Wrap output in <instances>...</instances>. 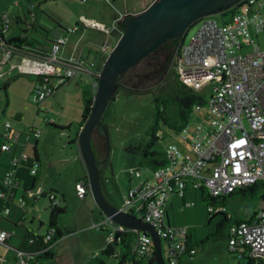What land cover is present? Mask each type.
Here are the masks:
<instances>
[{
    "label": "built area",
    "instance_id": "obj_1",
    "mask_svg": "<svg viewBox=\"0 0 264 264\" xmlns=\"http://www.w3.org/2000/svg\"><path fill=\"white\" fill-rule=\"evenodd\" d=\"M232 7V13L222 21L203 16L192 41L177 47L178 77L197 91L206 83L211 85L206 110L192 125L188 122L182 127L178 132L181 141L171 142L163 149L165 163L152 170V179H142L129 187L120 207L158 229L167 264H179L181 256H193L197 252L189 241V226L167 221L173 197H181L184 207L194 206V200L186 199L188 190H207L209 196L221 198L256 182L264 186V49L255 38L264 30V0H240ZM2 18L7 27L9 15L3 13ZM120 19L115 17L111 29L84 20L83 26L105 33L106 38L97 44L105 55L102 64L82 55L65 58L59 54L61 46L68 41V33L82 29V25L77 24L56 33L50 49L44 52L26 51L25 46H21L24 48L17 52L22 54L20 62L11 63L10 67L39 76L31 94V99L38 104L52 95L65 78L76 75L89 77L95 101L100 71L113 46L110 34L117 32L120 37L123 32L118 22ZM0 47V62H10L15 54L13 46L4 45L0 40ZM247 47L250 49L244 51ZM202 105H195L197 112ZM3 128L0 148L7 151L19 143L21 133L14 129L9 119L3 122ZM25 132L26 142L41 134V130L34 127ZM25 156L24 153H14L10 167L3 174L5 187L0 196L4 199V214L9 213L14 203L21 207L27 204L25 197L16 194L21 183L16 172ZM38 166L35 162L31 173H37ZM127 171L131 177H142L146 169L131 166ZM75 189L79 197H84L90 189L89 180L79 178ZM39 197L41 195H35V199ZM208 211L211 214L227 213L225 206L216 211L212 204L208 205ZM97 226L110 228L113 237L108 242L116 239V234H132L134 256L124 261L117 258V264H150L149 261L156 264L154 241L149 231L126 227L105 214ZM53 232V229L48 230L46 239ZM13 233V230L0 227V244ZM117 239H121V234ZM163 240L167 243L166 249ZM228 245L231 252L245 248L252 264H264V194L250 220L230 224ZM22 264L25 263L22 261Z\"/></svg>",
    "mask_w": 264,
    "mask_h": 264
},
{
    "label": "rangeland",
    "instance_id": "obj_2",
    "mask_svg": "<svg viewBox=\"0 0 264 264\" xmlns=\"http://www.w3.org/2000/svg\"><path fill=\"white\" fill-rule=\"evenodd\" d=\"M9 1L0 0V13L5 9L12 13L21 7ZM34 2L39 12L36 29H33L26 21L16 22L13 17L6 35L21 34L24 28L27 29L29 36L37 31L39 36L45 38L44 44L49 50L53 32L61 29L62 26L67 27V25L77 21L81 22L84 17H88L89 19H86L94 23V26L98 24L102 28L111 29L115 17L120 16L124 10L130 9V12H138L147 7L151 0H44L41 3L34 0ZM230 14L222 10L205 17H214L222 21ZM202 18L194 21L187 29L183 41L185 44L192 41ZM29 19H33L30 14ZM86 34L84 40L90 38L98 44L102 43L105 38V33L94 28H88ZM110 39L114 46L119 37L112 32ZM256 39L264 48V30L258 33ZM249 49L247 47L243 50ZM169 51L170 48L166 47L156 50L154 54L162 55V60H165ZM95 54L94 51L92 59L100 57L99 53ZM12 57L13 61L19 60L16 53ZM1 58L2 48L0 47V61ZM102 59L100 64L103 62ZM99 60L100 58L97 61ZM9 63L0 62V141L4 130L3 122L7 119L12 122L14 129L19 133L23 132L25 139L27 135L25 131L31 127L41 130L37 138L39 144L36 143L35 137L30 142V152L33 154L34 146H37L40 153L41 172L35 188L26 195L27 204L23 208L28 210L25 218L26 225L28 228H34L38 234L44 235L49 223V206L60 205L65 209L57 219V226L63 234L58 239L55 256L43 258L40 264H96L95 256L103 259L106 264H117L116 257L101 252L102 246L113 237L108 226L102 228L97 226L103 221L104 213L95 203L90 189L82 198L78 196L75 189V182L85 169L77 144L84 108L80 88L81 84L90 83L89 77L87 75L71 77L56 92L38 104L31 99L33 79L37 76L32 73H22L16 69L10 74L7 71ZM158 68L159 64L146 58L127 70L125 79L129 81V84L140 88V92L119 91L116 87V98L109 102L102 117L103 123L108 126L110 149L108 165H103L102 188L107 199L118 207H121L124 202L125 192L129 187L142 179L153 177V167L143 154L130 152L127 146L144 142L150 137L148 130L155 110L154 96L158 92L159 85L166 82L165 76H158L156 70ZM210 91H212L211 85L207 83L202 85L198 91L203 99V105L198 112L196 107H193L189 120L191 125L206 110L205 103ZM51 119L63 128L49 124ZM104 131L100 126L93 133L94 142L101 151L100 159L106 156L108 149ZM179 141H181V136L163 124L153 147L164 149L169 143ZM5 155L3 151L0 164L5 161ZM131 166H139L146 171L142 177L133 176L131 178L127 171ZM262 194L263 186L259 185L254 193L250 190L246 192L237 190L223 200L218 198L217 201H213L207 190H188L186 199L194 200L196 204L185 207L181 197H173L175 207H169L172 224L175 222L187 224L190 243L197 249L194 257L183 255L182 257H185L188 262L183 260L181 264H247L249 261L247 256L241 257L240 252L229 251V226L236 219H248L249 214L256 211L261 204ZM35 195H41V197L35 199ZM48 195L53 198L55 196L53 202L49 201ZM18 196H16V202ZM209 204L214 205L216 211L225 206L227 213L233 216V219L221 225L218 232L217 224L224 215L222 212L209 213ZM39 221H43L44 224L40 226ZM207 237L209 238L202 242ZM163 247L165 249L167 247L164 240ZM14 253L13 247L0 244V264H9L14 260ZM164 255L167 260L165 253Z\"/></svg>",
    "mask_w": 264,
    "mask_h": 264
},
{
    "label": "trees",
    "instance_id": "obj_3",
    "mask_svg": "<svg viewBox=\"0 0 264 264\" xmlns=\"http://www.w3.org/2000/svg\"><path fill=\"white\" fill-rule=\"evenodd\" d=\"M42 1L44 0H38V3H41ZM9 2L17 6H21V7H18L17 10L12 13L9 12L7 9H5L4 11L0 13V40L3 41L4 45L13 46L14 53H17L21 48H24L21 46H25L24 50L26 51L30 50L34 52H44L45 49L43 48H40V49H33V47L27 48L28 47L27 45H33V43L32 41H30L31 36L28 35L26 28L22 29L21 34H18V35L12 34L10 36L6 35L7 31L9 30L11 26L10 23L13 17L15 18L16 22L26 21L28 22V24H30L32 28L36 26L37 19L39 17V12H38V7L35 4L34 0H10ZM225 10L228 11L229 13H232L233 7L231 6L228 9H224L223 11ZM3 13H7L9 15L10 21L8 22L7 27H5L3 24V18H2ZM29 14L32 15L33 17L32 20L31 19L28 20ZM129 15L131 14L130 13L127 14L125 18ZM123 20L124 18L119 21V26L121 29L125 28ZM189 27L186 28L184 34L186 33ZM184 34L180 37H173V38L167 39L163 44L159 45L157 49H155L153 52L149 53L146 57L143 58V59L150 58L154 61V63L159 64V68L156 69L158 72V76L160 75L165 76L164 79L166 80V82L165 83L163 82L162 85H159L158 92L154 96L155 110H154L153 120L148 130V133L150 136L149 139L144 142L130 144L127 146V150L130 152L142 153L143 156L152 165L153 169L165 163L164 150L155 149L153 147V144L156 142V139L159 137V131L161 130L162 125L164 124L168 126L170 129L178 133L182 129V127L185 126L189 122L193 107L195 105L203 104V99L199 95L198 91L190 87L188 84L184 83L178 77L177 65L175 63L176 59L174 61L173 59L171 60V57L173 55L177 56L176 50H177V47L181 43H183ZM164 47L170 48V51H169V54L167 55V58H165V60H162V55H156L154 53L158 49H164ZM137 64H135L134 66H136ZM35 75L37 76L36 80L39 79V76L37 74ZM125 75L126 73H124L119 78L117 82V86H116L117 89L119 91L125 90L126 92H134V93L140 92V88L135 87L132 84H129V81L125 79ZM70 78L71 77L65 78L64 82L61 85H59L57 90L65 83L66 80ZM80 89H81V99L84 104L82 119H81V124H82V122L87 119L94 105V90L91 87L90 83L81 84ZM48 123L53 126L63 128L62 126H58L57 124H55L53 121H50ZM106 127L108 126L106 125ZM92 146H93L95 155L97 157V160L101 166L100 171H101V181H102V170H103L102 162L103 161L100 159L101 151H100V148L96 146L93 136H92ZM1 151L3 150H1L0 148V152ZM35 162L39 164V161L36 155H26L25 160H23L21 165L17 168L16 174H17V177L20 179L21 183L16 190L20 189L23 191V193H21L20 196L25 197V193L29 194V192H31L35 188V182L38 179V176H37L38 171L37 173H31V166ZM0 166H5V170H6L7 168L10 167V162L8 164H0ZM3 174L0 173V191L4 190V187H5L4 182H3ZM79 178L88 179V176L87 174H85ZM79 178H77V180ZM259 185H261V182H256L252 185L239 188L238 190L241 192H246L247 190H250L252 193H254L257 190V187ZM263 194H264V189H263ZM263 194H262V197H263ZM225 197L226 196L221 197V200H223ZM211 199L213 201L218 200V198H215V197H211ZM3 206H4V199L0 196V221L2 218H9L8 215L11 213L12 208L14 206H19V205L14 203L11 206L9 213L7 214H4L2 212ZM21 208H24V207H21ZM64 211L65 209L59 206H54L51 208L47 231L50 229H53L54 232L49 239H46L47 231L44 235H41V234H38L36 231L32 230L31 228H28L26 225L20 222L14 221L15 228H18L21 230L17 232L15 228L12 229L14 231L13 235L7 240H5L3 244L11 245L15 248L16 257L20 258V260L16 259L17 264H22V261L25 264H40L43 262V258H52L55 256V249H56L58 239L61 238L63 234L62 230H60L57 226V219L60 213H63ZM220 212L223 213L224 217L217 224V232L220 230L221 225H223L226 221H229L231 219L230 217L227 216L226 212L218 211L217 213H220ZM167 216H168V213H167ZM240 220L241 219H236L234 220V223ZM39 222H40L39 223L40 226L44 224L41 221ZM0 227L3 228L2 226ZM120 234H121V239L118 240L117 236H119ZM12 237L18 239L17 244H11L10 239H12ZM208 238L209 237L203 239L202 242ZM131 241H132L131 233L116 234V239H113L112 241L107 242V244L102 248L101 252L107 255H113L114 257L118 258L121 261H124L126 259L131 260L134 256L132 249H131L132 248ZM247 257L248 259L252 260L250 256H247ZM94 258L97 261L96 264H106V262L103 259L98 258V256H95ZM149 262L150 264H155L153 263L154 261H149Z\"/></svg>",
    "mask_w": 264,
    "mask_h": 264
},
{
    "label": "water",
    "instance_id": "obj_4",
    "mask_svg": "<svg viewBox=\"0 0 264 264\" xmlns=\"http://www.w3.org/2000/svg\"><path fill=\"white\" fill-rule=\"evenodd\" d=\"M238 1L240 0H154L138 12H129L132 14L125 18L129 14L126 13L121 18H124L125 28L102 65L94 105L77 135L79 152L87 170L95 203L115 222L149 231L154 241L156 264H167L158 229L107 199L102 188L101 166L92 146V136L100 126L105 130L108 149L106 158L102 161L106 162L110 153L109 135L102 117L109 102L116 98L119 78L167 39L182 36L186 28L197 19L228 9Z\"/></svg>",
    "mask_w": 264,
    "mask_h": 264
},
{
    "label": "crops",
    "instance_id": "obj_5",
    "mask_svg": "<svg viewBox=\"0 0 264 264\" xmlns=\"http://www.w3.org/2000/svg\"><path fill=\"white\" fill-rule=\"evenodd\" d=\"M153 0H151V2H152ZM130 12V9H126V10H124L122 13H121V15L120 16H118V18H122L126 13H129ZM86 18H88V17H86ZM86 18L84 17L83 19H82V21L81 22H78L77 20V22H75L74 24H70V25H67V27L68 26H74V25H77V24H79V25H82V29H78V30H76V31H74V32H70V33H68V41L64 44V45H62L61 46V50H60V52H59V54L61 55V56H63V57H65V58H68L69 56H78V55H82L83 57H85L86 59H89V60H95V61H97L99 58H100V60H99V62L101 61V59L102 58H104V56L105 55H103V53L100 51V49H99V47H98V43H96L95 41H93V40H91L90 38H87L86 40H84L85 38H86V31H87V29L88 28H93V27H90V26H88V27H85V26H83V23H84V20H86ZM89 19V18H88ZM83 22V23H82ZM33 29H36L35 27H33ZM95 29V28H94ZM65 30V26H62V28L61 29H58V30H56V31H54L53 32V36L56 34V33H59V32H63ZM96 30H99V29H96ZM99 31H101V30H99ZM103 32V31H102ZM104 33V32H103ZM259 33V32H258ZM258 33L256 34V38L258 37ZM116 37H118V33L116 32ZM51 38H53L52 36H51ZM105 38H106V36H105ZM104 38V39H105ZM84 40V41H83ZM30 41H32V43H33V45H27L26 47L27 48H29V47H33V49H40V48H43V49H47L46 47H45V38L44 37H41V36H39V34H38V32L36 31V32H34L33 33V35L31 36V38H30ZM259 43V42H258ZM260 44V43H259ZM261 46V45H260ZM35 47V48H34ZM264 49V48H263ZM96 52V54L95 55H97V53H99L100 54V57L97 59L96 57L95 58H91L92 57V55H93V52ZM86 53V54H85ZM16 55H18L19 56V60L18 61H13V60H10V63H9V67H8V69H7V71H8V73H12V71L14 70V69H16V68H14V69H11V67H10V64L11 63H13V64H18L19 62H20V60H21V55L22 54H20V53H16ZM13 58V57H12ZM11 58V59H12ZM17 71H19L18 69H16ZM33 74V73H32ZM36 78L37 77H35L34 79H33V86H34V84H35V81H36ZM69 80V79H68ZM68 80H66L65 81V83L68 81ZM33 86H32V88H33ZM33 90V89H32ZM33 137H35V136H32L31 138H30V140L28 141V142H26V139H25V137H24V134H23V132L21 133V136H20V141H19V143H16V144H14L13 146H12V148L10 149V150H7V151H4L5 152V161L3 162V164H8L9 163V160L11 159V157H12V155L14 154V153H24V154H26V155H36L37 156V158H38V161H39V166H38V177H39V175H40V167H41V156H40V153H39V151H38V149H37V146H34V149H33V154L30 152V142L32 141V139H33ZM36 138V143H38L39 144V139H37L38 137H35ZM78 144V143H77ZM2 152L3 151H1L0 152V157H1V154H2ZM106 158V156H104V158H103V160ZM0 160H1V158H0ZM106 162L108 163L109 162V158H107V160H106ZM4 171H5V166H1L0 167V173L1 174H3L4 173ZM85 174H87V170H86V168L84 169V172L80 175V176H78V178L79 177H81V176H83V175H85ZM132 178V177H131ZM37 181H38V179H37ZM36 181V182H37ZM36 182H35V185H36ZM137 183V182H136ZM21 193H23V191L22 190H20V189H18V190H16V194L18 195V194H20L21 195ZM30 193V192H29ZM19 195V196H20ZM26 193H25V197H26ZM48 197H49V201H51V202H53V199L55 198V196H54V198L51 196V195H48ZM55 205H50L49 207H50V211H51V208L52 207H54ZM56 206H59L60 207V205H56ZM170 207H172V208H174L175 207V200L174 199H172V205H170ZM27 212H28V210L27 209H23V208H21V207H19V206H14L13 208H12V210H11V213L8 215L9 216V218H2L1 219V221H0V226H2L3 228H6V229H9V230H12V229H14L15 228V223H14V221H17V222H20V223H22V224H24V225H26V214H27ZM256 211H254L253 213H251V214H249V217H248V219H241V220H250L252 217H253V215H254V213H255ZM228 214H230V213H228ZM230 218L231 219H233V216H232V214H230ZM34 219V218H33ZM167 221L168 222H170V223H172V219H170V217H169V209H168V216H167ZM42 223H44L43 221H41ZM234 223V222H233ZM173 224H177V222H175V223H173ZM179 224V223H178ZM27 226V225H26ZM28 227V226H27ZM29 228H31V227H29ZM59 228V227H58ZM16 230H17V232L18 231H20L21 229H18V228H15ZM32 230H34L35 231V229L34 228H31ZM60 229V228H59ZM61 230V229H60ZM47 231V230H46ZM41 235H43V234H41ZM188 237H189V233H188ZM190 241V240H189ZM10 242H11V244H17L18 243V239L17 238H13L12 237V239H10ZM9 246H11V245H9ZM105 245H103L102 246V248L104 247ZM11 247H13V246H11ZM101 248V249H102ZM13 249H14V251H15V253H14V260H12V261H10L9 262V264H17L16 263V259H19L20 260V258H17L16 257V250H15V248L13 247ZM238 252H240V256L241 257H243V256H249L248 255V252H247V250L245 249V248H240L239 249V251ZM197 253V252H196ZM195 253V254H196ZM194 254V255H195ZM194 255L193 256H190V255H185L186 257H194ZM185 261V262H188L187 261V259L185 260V257L183 258L182 256H181V258H180V261H179V264H181L182 263V261ZM82 263H83V261H82ZM247 264H252V260H250L249 259V261H248V263Z\"/></svg>",
    "mask_w": 264,
    "mask_h": 264
},
{
    "label": "flooded vegetation",
    "instance_id": "obj_6",
    "mask_svg": "<svg viewBox=\"0 0 264 264\" xmlns=\"http://www.w3.org/2000/svg\"><path fill=\"white\" fill-rule=\"evenodd\" d=\"M130 14H132V13H130ZM164 48H166V47H164ZM165 58H167V57H165ZM173 59V61L176 59L177 60V56H175V55H173L172 57H171V60ZM176 63V62H175ZM101 160H103V159H101ZM102 165H105V166H107L108 165V163L107 162H102Z\"/></svg>",
    "mask_w": 264,
    "mask_h": 264
}]
</instances>
